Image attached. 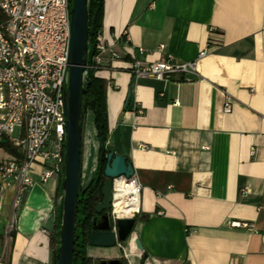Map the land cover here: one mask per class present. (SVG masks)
<instances>
[{
	"label": "crops",
	"instance_id": "crops-1",
	"mask_svg": "<svg viewBox=\"0 0 264 264\" xmlns=\"http://www.w3.org/2000/svg\"><path fill=\"white\" fill-rule=\"evenodd\" d=\"M100 27L118 56L95 74L105 83V150L131 163L140 208L127 241L131 259L124 243H87L86 257L93 263L264 264V0H103ZM200 52L205 55L197 59ZM134 59L196 62V68L166 82L133 80ZM227 97L231 111L224 113ZM98 146L87 112L82 187L95 176ZM11 156L0 148V162ZM40 174L34 167V185L9 240L4 230L13 192H0V264H54L61 177L41 183ZM232 222L247 227L232 228Z\"/></svg>",
	"mask_w": 264,
	"mask_h": 264
},
{
	"label": "built area",
	"instance_id": "built-area-1",
	"mask_svg": "<svg viewBox=\"0 0 264 264\" xmlns=\"http://www.w3.org/2000/svg\"><path fill=\"white\" fill-rule=\"evenodd\" d=\"M70 9V0H0V142H9L17 154L0 162V192H13L11 214L4 230L7 240L23 197L34 185L30 175L33 168L41 169V183L53 177L63 178ZM123 35L126 38V32ZM138 53L142 55L144 50L139 48ZM204 55L205 52H200L197 59ZM117 59L98 29L91 42L88 40L84 80L88 72L95 75ZM195 68L196 62L146 63L134 59L129 64V73L133 80L153 78L166 82L194 74ZM178 104L175 100L174 105ZM134 111L142 113L136 104ZM223 111H231L228 97ZM15 131L17 134L13 136ZM120 178L138 197V211L131 217L138 215L140 208L141 186L135 175L113 179L109 209L113 229L119 219L113 214V202L117 192L115 181ZM230 226L241 228L247 224L232 222Z\"/></svg>",
	"mask_w": 264,
	"mask_h": 264
},
{
	"label": "water",
	"instance_id": "water-1",
	"mask_svg": "<svg viewBox=\"0 0 264 264\" xmlns=\"http://www.w3.org/2000/svg\"><path fill=\"white\" fill-rule=\"evenodd\" d=\"M94 22L92 30L94 29ZM88 0H72L70 9V43L68 52V82L64 93L65 149L63 154V178L61 180V218L58 229L59 243L55 264H72L74 238L77 222V200L81 186L82 157V101L84 72L88 51L89 34ZM134 174L133 167L125 156L108 152L103 171L104 182L101 189L102 200L96 203L95 215L91 220L92 232L88 244L94 247L110 248L128 241L132 236L135 217L119 218L115 229L109 209L112 199V180ZM134 249L142 254V246L137 237L132 238ZM145 256L143 255V258ZM93 264H125L122 259L96 260Z\"/></svg>",
	"mask_w": 264,
	"mask_h": 264
},
{
	"label": "trees",
	"instance_id": "trees-1",
	"mask_svg": "<svg viewBox=\"0 0 264 264\" xmlns=\"http://www.w3.org/2000/svg\"><path fill=\"white\" fill-rule=\"evenodd\" d=\"M72 0H70L71 5ZM103 0H88V14H89V41L98 29H101V14H102ZM94 22V29L92 30ZM84 96L82 101L83 118L87 112L93 115V124L96 131V137L99 143L97 167L94 178L84 187H79L77 200V222L76 233L74 238L73 258L72 264H93L92 259L86 257L85 247L88 243L89 234L92 232L91 220L95 215L96 203L102 200L101 189L104 182L103 171L106 164L107 151L105 150V141L107 137V117L105 109V83L102 79L95 77L92 72L86 74L84 80ZM0 148L9 155L15 156L16 149L7 141L0 142ZM62 180V179H61ZM58 192L62 196L61 181L58 187ZM60 216L55 227V249L53 251V262L56 263V251L58 247L59 236L56 230L59 227Z\"/></svg>",
	"mask_w": 264,
	"mask_h": 264
},
{
	"label": "bare ground",
	"instance_id": "bare-ground-1",
	"mask_svg": "<svg viewBox=\"0 0 264 264\" xmlns=\"http://www.w3.org/2000/svg\"><path fill=\"white\" fill-rule=\"evenodd\" d=\"M115 188L117 192L114 196L113 202V214L117 218H129L132 213L138 211V197L135 192H133L132 187L126 185L122 178L115 181ZM122 248L125 252V256L128 259L132 258V250L130 244L125 242L122 245Z\"/></svg>",
	"mask_w": 264,
	"mask_h": 264
},
{
	"label": "rangeland",
	"instance_id": "rangeland-1",
	"mask_svg": "<svg viewBox=\"0 0 264 264\" xmlns=\"http://www.w3.org/2000/svg\"><path fill=\"white\" fill-rule=\"evenodd\" d=\"M16 134H17V133H16V131H15L14 134H13V136H16Z\"/></svg>",
	"mask_w": 264,
	"mask_h": 264
}]
</instances>
